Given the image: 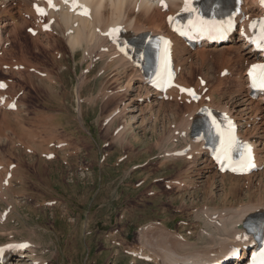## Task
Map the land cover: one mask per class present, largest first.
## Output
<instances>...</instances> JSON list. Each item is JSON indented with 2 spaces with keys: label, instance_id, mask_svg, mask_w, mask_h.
Returning a JSON list of instances; mask_svg holds the SVG:
<instances>
[{
  "label": "rangeland",
  "instance_id": "1",
  "mask_svg": "<svg viewBox=\"0 0 264 264\" xmlns=\"http://www.w3.org/2000/svg\"><path fill=\"white\" fill-rule=\"evenodd\" d=\"M5 8L1 5L0 12ZM17 15L25 20V25L18 29L16 38L8 37L0 54V83L7 85L0 94L16 103L20 112L3 116L0 107V164L14 167L11 185L9 189L4 187L5 197L0 200V212H7L6 222L0 223V228L6 224L0 229L5 233L0 234V243L10 240V236L16 240L31 239L37 244L38 256L46 259L45 264H156L151 254L147 255H156L154 242L164 240L157 227L168 226V231L185 237L174 234L175 238L194 243L183 247L184 251L202 250L206 246L201 234L205 224L199 212L204 208L221 209L230 201H222L219 196L221 182L214 179V184L209 183L206 176L210 177L212 171L203 168L190 183L192 170L199 172L198 165L203 163L194 165L195 155L178 160L167 156L165 149L171 146L161 148L160 140L166 136L168 119H155L145 102L130 112L135 121L127 122L121 116L110 124L107 114L126 93L121 89L125 81L122 70H103V61L93 72H86V82L80 84L79 78L87 67L81 64L83 50L78 49L74 58L65 36L58 31L35 39L26 28L31 25L29 17ZM22 57L36 65H27ZM216 58L208 59L207 69L197 68L190 77L185 73L184 76L192 85L204 78L205 86H215L221 67ZM12 61L22 62L24 69L11 66ZM29 67L36 71L29 72ZM226 77L229 78L223 80L222 89L227 90L228 97L235 75ZM101 90L113 94L103 98ZM18 124L31 133L21 136ZM172 125L175 126L171 124L170 128ZM25 136L31 142H26ZM46 150L52 154L50 159L44 155ZM176 176L178 179H168ZM167 179L176 181L170 185L166 184ZM184 181L195 185L185 187ZM234 191L232 203L254 201L264 196V181L249 183L240 179ZM247 193L250 194L246 196ZM139 233L147 236L143 239ZM140 241L147 245L141 246ZM137 247L145 249V254H134ZM151 247L154 251H150ZM25 250L19 252L20 257ZM161 257L164 264H170L165 254Z\"/></svg>",
  "mask_w": 264,
  "mask_h": 264
},
{
  "label": "bare ground",
  "instance_id": "2",
  "mask_svg": "<svg viewBox=\"0 0 264 264\" xmlns=\"http://www.w3.org/2000/svg\"><path fill=\"white\" fill-rule=\"evenodd\" d=\"M231 1L234 4L237 3L236 19L238 25L233 33L236 36L232 37L230 35L227 42L219 45H208L207 42H200L198 45L191 46L170 30L169 18H174L183 11L185 0H164L167 7H162L160 0H51V5L49 0H0V6H6L5 11L2 10L0 12V54L4 51L6 43H8V37L13 36L16 38L18 29L20 30L25 25V20L18 15L16 16L17 13L29 17L28 19L31 25L26 28L30 34L35 35V39L40 38L45 33L60 32L65 36V38H62H64L74 58L78 49L83 50V53L80 51L81 58L84 59L83 62L81 61V64L83 63L87 67L83 71L82 77L79 78V80L82 78L79 81L80 84L86 82L83 75L86 72H91L95 68H98V64L103 61V70L111 67H114L115 70H122L121 73L125 76V81L121 83V89L126 93L120 99L121 102L107 114V121L110 124L117 117L121 116L125 117L127 122L130 120L135 121V115L130 112L134 111L136 105L145 102L144 105L150 109L149 112H151L155 119L159 117H166L168 119L169 125L165 132L166 136L160 140L163 143L160 144L161 148L168 145L171 146L170 149H165L167 156H171V160H178L177 158L186 159L195 155L194 165H196V162L203 163L201 166L198 165L199 172L197 171L196 173L194 172L195 170H192V176L190 174L192 181L190 183L195 181L194 175H198L200 169L203 168L207 171H212L210 177L208 175L206 176L209 179V183L212 182L214 184V179H218L221 182H218L219 189L222 188V193L219 196L222 198V201L230 200L229 203L222 206L221 209L214 207L213 209L204 208L201 212L198 211L205 224L201 234L203 235L202 238L206 239V246L201 248L202 250L194 249L192 251H184L183 247H192L194 243L190 242L189 239L179 240L175 238L174 234L184 236L178 232L168 231V226H158V234L162 235L164 240L160 242L161 244L159 243L160 246L154 242V250H158V252L155 251L157 253L156 255L155 253H149L147 255L150 257L151 254V258H153L152 260L156 264H164L163 261L165 260L161 257L163 254H165L167 262L170 264H224L227 261L235 264L237 261H247L253 249L251 248L250 252H247L246 255L244 254L245 248L253 244V240L243 229V222L249 215L264 213L263 194L262 197L254 201L239 202L237 205L231 201L234 199V190L240 179H245L249 183L255 180H258V182L264 181V92L260 91L256 96H253L252 92L257 91V89L252 88L249 84L250 67L253 64L264 61L262 50L257 52L252 45L256 30L255 23L264 18V2L262 0ZM73 4L76 6L73 7ZM37 8H43L42 13L37 12ZM84 9L87 10V14H83ZM113 28L119 29V34L125 39L136 38L146 33L162 34L170 38L171 54L175 61L177 75L168 89L160 91L148 84L141 64L136 63L133 56L128 55L124 51L118 38H115V41L110 39L107 33ZM214 57H217L216 59L219 60L221 66L217 84L215 86L209 85L208 87L204 84V78H199L192 85L189 79L184 76V73L190 77L194 69L205 68L209 64L208 59ZM22 59H24L22 61L27 65L35 64L24 57ZM22 64V62H14L10 65L15 68L18 67V69H24V65ZM28 70L29 72L36 71L34 67H29ZM227 74L235 75V82L232 86L233 88L230 89L231 91L228 97H226L227 90L222 89L223 80L229 78L226 77ZM188 90H191V93ZM101 91L99 93L104 96L103 98H108L113 94V92L111 93L106 90ZM80 95L81 92L78 89L76 91V97L81 113ZM0 107L4 111L2 112L3 116L7 115L8 112L9 114L20 113L17 112L19 110L16 103L4 99L1 94ZM203 107L212 108L218 115L225 116L229 121L234 123L243 144L250 146L251 153L254 157V167L250 168L247 174L234 175L229 172H221L214 162L211 152L205 146V141L194 134V131L199 127ZM139 110L142 111L143 109L139 108ZM9 114L8 116H10ZM178 116L179 118L176 119ZM6 118L5 120H7ZM170 119H173V122ZM174 119L176 123H174ZM171 124H175V126L172 125L170 128ZM18 131L21 136L23 133H31L22 124H18ZM121 131L119 137L123 132ZM24 139H26V142H31V139H28L27 136ZM120 139L123 138L121 137ZM28 149H31V147H28ZM48 150L50 149L48 148ZM44 155L47 159L52 157L50 151L47 152V150ZM13 168L12 164H8V166L6 164H0V170H6L4 172L5 174L3 173L4 170L0 171V200L5 197L3 195L4 187L9 189L8 187L11 185L10 180H12L11 177L14 175ZM168 179H178V177H169ZM168 179L166 184H172V182L176 181H168ZM190 185H186L184 181L185 187ZM194 185L191 186L194 187ZM209 192H206V194ZM250 193H247L246 196ZM6 217V211L0 212L1 224H3L2 222H6ZM3 227L0 229L2 230ZM0 234L5 235L4 231H0ZM158 234L156 238H158ZM140 237H142L141 234ZM140 237L139 239L141 240L144 236L142 238ZM142 241L143 243L145 242V240ZM216 241L217 244H215ZM140 243L142 242L140 241ZM143 243L141 246H143ZM195 246H197V243ZM20 247L21 249H26L21 254V257L18 255ZM148 249L146 248V250ZM144 250L141 247H137L134 249V254L141 255L142 251L145 254ZM152 250L151 247L150 251ZM36 251L37 244L31 239L16 240L10 236V240L0 243V264H26L28 263L27 261H29L28 264H45L46 259L41 258V255L38 256L40 253ZM235 255H237V259H235Z\"/></svg>",
  "mask_w": 264,
  "mask_h": 264
},
{
  "label": "snow or ice",
  "instance_id": "3",
  "mask_svg": "<svg viewBox=\"0 0 264 264\" xmlns=\"http://www.w3.org/2000/svg\"><path fill=\"white\" fill-rule=\"evenodd\" d=\"M262 2H264V0H262ZM49 3L51 5V0H49ZM160 4L162 7H167V5L164 3V0H160ZM76 5L73 4V7H75ZM82 7V6H81ZM184 11H196V9L191 8V4H190V0H185V7L183 9ZM38 12L42 13V9L37 8ZM83 14H87V10L84 9V13ZM170 20L172 19L171 17L169 18ZM191 27L196 30L199 31L201 33H207V34H211V33H217L221 38L223 36V29L221 26H218L214 21H206L203 20L202 18L199 19V23H194L192 21L189 22ZM254 26V25H253ZM119 29H112L110 30L109 33L107 34H111V32L113 31H118ZM186 34V33H184ZM216 38V37H213ZM261 39L264 40V21H261ZM164 44L167 46L168 42L164 41ZM264 46V45H261ZM167 53V49H165V54ZM165 59L167 60V55H165ZM253 69L256 68H261L264 69V65H253L252 66ZM249 75L252 76V83H251V87L253 88H260V89H264V76H262L259 81H257L256 77L253 75L252 70H250ZM2 86V85H0ZM183 91V89H182ZM191 93V90H188ZM213 124H215V121H213ZM229 125H230V140L228 142V150H231V147L233 145H235L237 143L236 138L234 135L231 134V129H232V125L231 122L229 121ZM245 148V153H246V158L242 157V161H241V166H240V170L241 171H247L250 168L254 167V165L251 162V157H250V153H251V148L249 145L245 144L244 145ZM218 159L220 158L219 156L217 157ZM234 171L236 170L235 168L233 169ZM239 239V237H237ZM22 246H26V245H22ZM260 256L262 258H264V249L261 250L260 252ZM253 264H256V261L254 259ZM260 264H264V259H262L260 261Z\"/></svg>",
  "mask_w": 264,
  "mask_h": 264
}]
</instances>
